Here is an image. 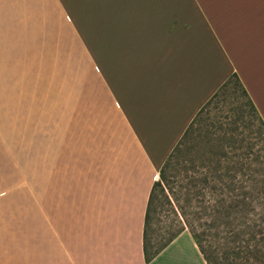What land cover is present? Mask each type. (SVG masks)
<instances>
[{
  "label": "crops",
  "instance_id": "obj_1",
  "mask_svg": "<svg viewBox=\"0 0 264 264\" xmlns=\"http://www.w3.org/2000/svg\"><path fill=\"white\" fill-rule=\"evenodd\" d=\"M233 74L264 121V0H0V91L60 75L81 98L69 104V248L41 234L25 247L34 224L11 232L1 195L0 264H208L188 229L147 261L145 217L161 167Z\"/></svg>",
  "mask_w": 264,
  "mask_h": 264
},
{
  "label": "rangeland",
  "instance_id": "obj_2",
  "mask_svg": "<svg viewBox=\"0 0 264 264\" xmlns=\"http://www.w3.org/2000/svg\"><path fill=\"white\" fill-rule=\"evenodd\" d=\"M61 83L59 75L58 81L43 79L40 91H0V196L10 203L11 232L19 227L29 232L34 224V233L26 234L25 247L41 234L42 247L69 248V104H81V98L80 91H64ZM226 91L221 112L205 114L185 138L179 155L182 173L187 172L191 157L204 163L229 143L246 147L249 141L256 142L255 149L260 147L264 155V126L242 86L235 79ZM222 110H230L231 117L220 116ZM29 119L39 121L40 127H18L19 120ZM243 130L255 138L246 137ZM173 185L174 194L161 186L153 193L149 234L156 245L182 225L181 210L173 199L183 195L185 188L177 181ZM200 221L194 219L193 224L199 232ZM221 241L210 238L203 243L214 249ZM12 242L11 238V247ZM221 251L216 264H236L231 253L224 259Z\"/></svg>",
  "mask_w": 264,
  "mask_h": 264
},
{
  "label": "trees",
  "instance_id": "obj_3",
  "mask_svg": "<svg viewBox=\"0 0 264 264\" xmlns=\"http://www.w3.org/2000/svg\"><path fill=\"white\" fill-rule=\"evenodd\" d=\"M235 79L242 86L238 76L233 74L201 108L161 167L160 177L152 187L145 217L143 247L147 261L180 232L188 229L208 264H216L221 250L225 255L224 259L231 253L237 260L236 264H264V155L261 154L260 147L255 149L256 142L249 141L246 147L229 143L219 153L208 155L204 163L198 162V157H191L187 161L189 165L185 167L187 172L181 171L183 161H180L179 155L185 138L205 114H212V110L221 112V98L227 94L226 90ZM242 89L264 126L253 101L243 86ZM229 111L222 110L224 114L220 116L229 119ZM242 133L246 137L255 138L246 135L244 130ZM245 140L244 137L243 141ZM176 181L185 188L183 195L173 199L181 210L182 225L170 237L156 245L149 234L153 193L156 186H161L174 194L172 187ZM194 219L201 220V232L193 226ZM210 238L222 241L212 249L211 244L203 243Z\"/></svg>",
  "mask_w": 264,
  "mask_h": 264
}]
</instances>
